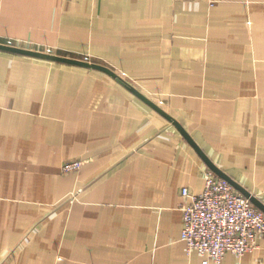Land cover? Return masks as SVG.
Segmentation results:
<instances>
[{
  "label": "crops",
  "instance_id": "crops-1",
  "mask_svg": "<svg viewBox=\"0 0 264 264\" xmlns=\"http://www.w3.org/2000/svg\"><path fill=\"white\" fill-rule=\"evenodd\" d=\"M199 150L264 204V0H0V264H204Z\"/></svg>",
  "mask_w": 264,
  "mask_h": 264
},
{
  "label": "built area",
  "instance_id": "built-area-1",
  "mask_svg": "<svg viewBox=\"0 0 264 264\" xmlns=\"http://www.w3.org/2000/svg\"><path fill=\"white\" fill-rule=\"evenodd\" d=\"M12 42L9 40L10 44ZM47 50L52 51L51 48ZM82 164L81 159L66 161L62 171L74 172ZM204 177L202 192H192L188 187L182 189L183 196L188 199L181 204V238L187 252H197L204 264H218L228 252L240 257L256 249L258 239L264 236V210L209 165Z\"/></svg>",
  "mask_w": 264,
  "mask_h": 264
},
{
  "label": "water",
  "instance_id": "water-1",
  "mask_svg": "<svg viewBox=\"0 0 264 264\" xmlns=\"http://www.w3.org/2000/svg\"><path fill=\"white\" fill-rule=\"evenodd\" d=\"M199 151L201 152V154H203L204 157L206 156L201 150H199ZM205 159H206L208 165H209L211 168H213V169H214L219 175H221V176H223V177L229 179L225 174L221 173L220 170L217 169V167L215 166V164H214V165L212 164L213 162H211V160H209V158L205 157ZM229 180H230V179H229ZM230 181H231V180H230ZM231 182H232V181H231ZM232 183H233V182H232ZM241 192H243V193H244L245 195H247V196H250L251 199H252V201H253L258 207H260L261 209L264 210V204H263L262 202H260V200L257 198V196H255V195H253L252 193L247 192V191H241Z\"/></svg>",
  "mask_w": 264,
  "mask_h": 264
},
{
  "label": "rangeland",
  "instance_id": "rangeland-1",
  "mask_svg": "<svg viewBox=\"0 0 264 264\" xmlns=\"http://www.w3.org/2000/svg\"><path fill=\"white\" fill-rule=\"evenodd\" d=\"M36 49V48H35ZM48 52H50L49 50H47ZM90 57V56H89ZM85 58H86V56H85ZM91 58V57H90ZM89 59V58H88Z\"/></svg>",
  "mask_w": 264,
  "mask_h": 264
}]
</instances>
